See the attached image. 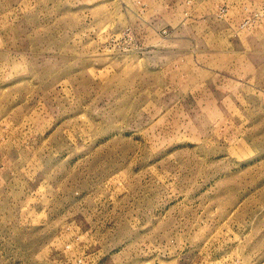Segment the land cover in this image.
<instances>
[{
	"label": "rangeland",
	"instance_id": "374dc122",
	"mask_svg": "<svg viewBox=\"0 0 264 264\" xmlns=\"http://www.w3.org/2000/svg\"><path fill=\"white\" fill-rule=\"evenodd\" d=\"M263 6L0 0V264H264Z\"/></svg>",
	"mask_w": 264,
	"mask_h": 264
},
{
	"label": "crops",
	"instance_id": "0c3cea01",
	"mask_svg": "<svg viewBox=\"0 0 264 264\" xmlns=\"http://www.w3.org/2000/svg\"><path fill=\"white\" fill-rule=\"evenodd\" d=\"M178 20H176V22L175 21H173V22H168L170 25H176L178 22H177ZM240 60H241V62L243 63H248V64H251L255 69H256V64L254 65V64H252V63H250V59L249 58H247V57H244V56H241V58H240ZM252 74V78H254V73H251ZM249 77V76H248Z\"/></svg>",
	"mask_w": 264,
	"mask_h": 264
},
{
	"label": "built area",
	"instance_id": "2783aa9c",
	"mask_svg": "<svg viewBox=\"0 0 264 264\" xmlns=\"http://www.w3.org/2000/svg\"><path fill=\"white\" fill-rule=\"evenodd\" d=\"M255 15H259L260 18H264V6L262 8H260L259 10H257L255 13ZM250 19L247 18L245 21H249Z\"/></svg>",
	"mask_w": 264,
	"mask_h": 264
}]
</instances>
